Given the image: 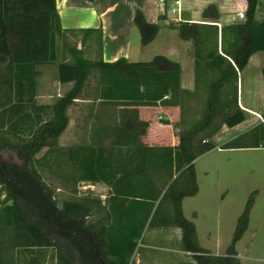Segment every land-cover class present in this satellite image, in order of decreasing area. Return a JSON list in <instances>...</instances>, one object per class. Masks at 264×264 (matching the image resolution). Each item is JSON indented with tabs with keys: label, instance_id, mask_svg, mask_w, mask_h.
<instances>
[{
	"label": "trees",
	"instance_id": "trees-1",
	"mask_svg": "<svg viewBox=\"0 0 264 264\" xmlns=\"http://www.w3.org/2000/svg\"><path fill=\"white\" fill-rule=\"evenodd\" d=\"M244 1L241 5L246 19L235 26L228 39L221 30L222 55L217 27L206 25L221 21L220 6L205 7L202 20L187 19L172 25L179 38L193 46L195 89L187 92L181 89L180 66L161 56L148 63H127L124 59L103 63L79 57L68 63L66 57H59L58 43L74 32L61 29L56 0H0V65L7 63L8 83L13 81L16 90L14 103H10L11 95L6 97L10 105L3 114L9 122L14 119L10 128L16 134L19 123L30 131L28 139L11 146L20 166L0 159V196H4L0 201V264H16L17 250L33 256L34 250L50 247L62 250L75 264H127L147 224L180 229L183 250L194 254L197 264H239L235 247L247 230L252 196L237 220L224 256L212 255L199 246L194 224L182 215L181 201L198 190L193 162L217 147L213 137L223 126L233 128L245 120L237 102V72L254 53L264 51V22L254 19L257 0ZM133 21L141 45L152 42L159 27L146 22L139 11ZM96 32L100 44L101 31ZM55 63L58 82L73 83L72 88L53 105L33 102L32 111L27 112L22 91L26 88L28 102H32L35 66ZM92 70L97 72L96 100L114 106L113 124L95 125L87 145L61 147L59 137L68 124L67 109ZM191 100L198 102L201 110L192 111ZM129 107L150 111L177 107L179 120L172 124L179 129L175 144L160 145V141L146 139L154 128L171 125L168 120L150 123L143 115L135 122L127 113ZM118 108L126 111L121 117L116 114ZM4 124L0 121L1 127ZM44 148L45 154L35 159ZM218 148H264V123ZM46 159L69 165L78 182L103 183L109 188L105 213L97 223L90 221L88 202L63 201L60 208L56 206L52 189L35 168ZM165 188L159 204L169 199L173 214L157 221L159 206L151 213ZM39 257L44 258L40 251L27 264H39ZM58 259L60 264H68L59 254Z\"/></svg>",
	"mask_w": 264,
	"mask_h": 264
},
{
	"label": "rangeland",
	"instance_id": "rangeland-1",
	"mask_svg": "<svg viewBox=\"0 0 264 264\" xmlns=\"http://www.w3.org/2000/svg\"><path fill=\"white\" fill-rule=\"evenodd\" d=\"M244 0H183V19L202 20L200 15L209 4L220 6L221 21L233 19L235 22H243L246 19V11L241 7ZM245 2V1H244ZM243 11L245 18L239 20L237 13ZM99 41L97 35L85 34H66L58 43V55L60 58L66 57L68 63H74L76 58H83L92 62L99 59ZM155 46L148 50L149 55L155 54ZM193 46L189 41L184 54L186 58V67L189 66V58L192 57ZM151 56V55H150ZM254 64V63H253ZM7 63L0 65V121L5 123L0 126V159L8 164L20 166L22 163L16 156V151L11 146L17 145L23 139H28L30 131L19 123L18 133L16 134L10 127L14 119L9 122L8 115L3 114L4 109H9L8 95L14 103L15 87L13 81L9 84ZM43 73L54 77V70H57V63L52 66H43ZM96 70H92L88 76L86 85L78 97L92 101L88 104L72 103L67 109L69 120L74 125L62 132L59 140V146L71 147L78 145H87L91 142L92 132L95 125H111L114 120L113 108H99L93 104L96 102ZM8 79V80H6ZM22 91L23 99L26 103V111H32L33 102L38 93L44 98L39 100L51 103L57 102L56 94L65 91L52 90L47 93L44 84L35 87L34 98L28 102L30 95ZM49 99L46 95L50 94ZM68 93V92H67ZM65 93L64 95H66ZM192 111L201 110L200 104L196 105L192 100ZM193 103V104H192ZM6 105V106H5ZM5 107V108H4ZM260 112V109H253ZM255 112V111H254ZM262 115L248 113L245 123L235 130H228L222 127L214 136L216 146L225 143L231 136L250 130L259 123H264V108L261 109ZM195 113V112H194ZM48 115L44 113L43 119ZM198 118V115H197ZM119 120V118H117ZM20 130V131H19ZM179 129L173 128L175 137ZM109 141L106 142L107 146ZM46 148L36 154L35 159H40ZM194 171L197 183V193L192 197H185L181 201V212L183 217L195 225L196 235L199 246L215 256H224L226 249L231 243L235 231L237 220L242 214L247 201L252 196V204L249 210V223L247 230L236 244V252L239 264H264V148L256 149H228L223 150L218 147L198 157L194 162ZM133 168V163H129ZM42 181L48 185L53 192V197L58 208L63 201H85L91 206V222L100 218L106 210V200L109 197L110 190L103 183L90 184L87 182H78L74 179L71 167L67 164L57 165L55 162L45 160L35 165ZM166 188L162 191L159 199L155 202L151 216L157 206L158 212L155 216L157 221L165 215L173 214V205L169 199H163L159 204ZM253 194V195H252ZM4 196H0L3 201ZM175 228V227H170ZM169 228L145 226L141 238L137 241L134 253L129 258L127 264H140L141 261H148L149 264H197L194 254L184 253L183 245L178 238H169L165 233ZM181 233V231H180ZM38 251L44 255V258H37L39 264H60L58 254L64 257L68 264H75L67 258L66 254L56 248H46L34 250L33 256L26 250H17L16 264H27L31 257L38 255ZM237 253V255H238ZM41 256V255H40Z\"/></svg>",
	"mask_w": 264,
	"mask_h": 264
},
{
	"label": "crops",
	"instance_id": "crops-1",
	"mask_svg": "<svg viewBox=\"0 0 264 264\" xmlns=\"http://www.w3.org/2000/svg\"><path fill=\"white\" fill-rule=\"evenodd\" d=\"M56 10L59 15L61 29L63 30L73 31V34H92L97 36L98 33L96 31H101L98 61H102L103 63H113L118 59H124L127 63H148L154 57L161 56L180 66V85L182 90L192 92L195 89L194 54L192 51L193 55L188 60L189 66L186 67L187 60L183 52L189 41L181 40L178 36L177 30L172 26L174 24L169 25L164 21V16H161L159 13L157 0H56ZM136 11H139L144 16L146 22L159 27L154 40L146 46L141 45L140 34L133 21ZM254 19L258 23L264 22V0H257ZM232 20L233 19H226L224 21H219V23L206 24L216 26L218 29V52L221 55V30L224 29L226 35L225 38L228 39L230 33L234 34L235 26L242 23ZM88 31L94 32L90 33ZM153 46H155V49L153 50V53L155 54L153 56L150 54V56L148 50H151ZM48 65L52 66V64L35 66V87L44 84L47 93L57 89L59 91H65V93L69 92L73 83L60 84L58 82L57 70H54L53 78L52 76L43 73L45 71L41 68L43 66L47 67ZM263 70L264 51H259L249 58L246 67L242 71L237 72V102L239 108L245 114V120L242 123H245L248 113H255L259 116L263 113L261 112V109L264 108ZM51 92L46 95L49 99L52 98ZM61 93L62 92L56 94L57 99L64 96L65 93L63 95ZM39 94L41 93H38L35 97L37 99L35 103L37 106L53 105L51 102L41 101V98L44 97ZM73 102L78 104H88L92 101L77 97ZM93 104H95V107L99 108L112 107L113 113L115 112L114 106L100 103L99 100H96ZM255 108L260 109V112L253 110ZM156 109H160V112H156L158 111ZM127 110V113L135 122H138L143 115H146L147 118H149L151 121L150 123L158 119L168 120L171 125L154 128V131L151 134H147L146 139L149 141H160V145L175 144L177 137H175L173 133L172 124L179 120V109L177 107H168L167 110L157 107L152 111L148 108L129 107ZM123 112L124 114L126 113V111H123L122 109H116L117 116L121 117ZM242 123L233 128H226L228 130H235L241 126ZM73 125L74 122L68 118L66 129L68 130V128ZM245 132L247 131L237 133L225 142ZM168 228L169 230L165 233V235L168 236V239L178 238L180 240L181 230L178 228ZM237 256L240 259L241 256L239 253ZM140 264H149V262L144 260L141 261Z\"/></svg>",
	"mask_w": 264,
	"mask_h": 264
},
{
	"label": "built area",
	"instance_id": "built-area-1",
	"mask_svg": "<svg viewBox=\"0 0 264 264\" xmlns=\"http://www.w3.org/2000/svg\"><path fill=\"white\" fill-rule=\"evenodd\" d=\"M157 6L159 8V13L161 16H164V21L171 25H178L185 22L182 17L183 9V0H157ZM237 18L242 20L245 18L243 11L237 13ZM264 122L263 120H261Z\"/></svg>",
	"mask_w": 264,
	"mask_h": 264
}]
</instances>
